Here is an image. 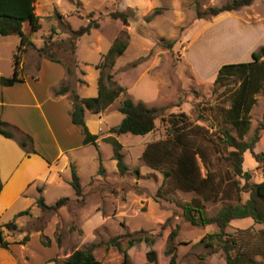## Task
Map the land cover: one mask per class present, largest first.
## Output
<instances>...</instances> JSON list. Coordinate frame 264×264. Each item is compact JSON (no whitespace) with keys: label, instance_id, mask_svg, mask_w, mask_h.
Returning a JSON list of instances; mask_svg holds the SVG:
<instances>
[{"label":"rangeland","instance_id":"rangeland-1","mask_svg":"<svg viewBox=\"0 0 264 264\" xmlns=\"http://www.w3.org/2000/svg\"><path fill=\"white\" fill-rule=\"evenodd\" d=\"M226 1L199 0V6L195 0L36 1L41 29L32 33L30 25L24 24L25 35L33 41V47L27 49L29 55L24 53L25 64H35L40 54L34 47L42 48L52 35L51 50L55 58L73 69L63 84L70 88L71 106L74 94L80 99L98 95L101 75L98 66L115 41L127 40L129 45L116 59L115 67L104 72L105 77L112 75L126 92L100 115L90 111L87 115L98 121L92 129L99 139L96 146L85 149L81 155L79 172L83 198H79L70 185L72 173L67 171L64 176H70V180H63L61 176L64 185L51 187L46 196L49 206L69 198L65 206L58 211L43 212L36 202L26 213L34 218L28 223L29 218L22 216L21 231L3 229L6 237H13L17 242L31 236L27 252L34 262L56 256L57 262L64 264L76 250L108 242L126 233L143 232L142 235L156 238L153 249L157 252V264H168L169 257L165 255L168 238L177 229V264H226L221 250L214 251L199 244L219 228L191 225L184 219L179 206L197 199L203 204L206 216L213 218L224 206L243 204L249 197L245 192L238 193L234 182L239 180L243 186L245 180L233 175L210 136L226 129L231 130L232 136H238L236 129L224 121L238 86L233 82L223 87L215 86V79L222 65L251 62L252 52L248 49L252 47L258 51L264 46V0L220 21L198 18V8L205 11ZM157 10L160 14H156ZM115 11L129 13V23L112 19L110 14ZM56 12L64 16L62 21ZM152 15L153 20L147 21ZM249 15L254 25L246 22ZM92 20H97L100 27L82 37L73 53L71 29L78 30ZM2 37L0 35V70L9 73L17 52L14 43L19 37L13 35L6 41ZM126 98L159 109L156 129L151 134L119 136L111 132L124 119L119 108ZM256 100L249 114L250 130L244 141L251 140L263 121L264 90ZM181 113L194 125L206 128L208 135L197 136L187 130L180 144L171 143L170 122L174 115ZM109 138L118 140L123 146L129 167L126 175L118 171ZM154 143H165L171 150L167 159H164L163 149L157 156L164 162L161 171L152 169L144 157L147 147ZM254 151L264 152V130L260 132ZM177 158L186 163L182 169L175 164ZM101 165L104 172H100ZM243 169L252 174L251 183L263 181L264 165L256 162L250 151L244 156ZM167 172L171 173L169 177L165 176ZM208 175L212 184L202 182ZM248 228L258 230L264 228V224H255L251 218L235 220L227 232ZM58 237L62 239L60 246ZM43 241L51 245L46 246ZM127 245L124 240L123 246ZM93 254L103 264L123 262V255L114 248L102 246ZM130 255L133 264H147L144 248L132 250Z\"/></svg>","mask_w":264,"mask_h":264},{"label":"trees","instance_id":"trees-1","mask_svg":"<svg viewBox=\"0 0 264 264\" xmlns=\"http://www.w3.org/2000/svg\"><path fill=\"white\" fill-rule=\"evenodd\" d=\"M36 1L0 0V35L4 37L15 35L21 38V43L14 55L13 76L4 79L5 86H12L22 81L19 78L21 57L29 47H33L30 37L25 35L23 31L24 24L28 23L30 25L32 33L38 32L41 29L40 17L36 14ZM256 1L258 0H227L222 5L213 6L205 11H201L198 8L197 16L199 19L216 18L222 14L232 13L244 7L251 6ZM195 2L199 6V0H195ZM156 14H160V11L157 10ZM56 16L61 21L64 19V16L59 12H56ZM110 17L115 20H122L125 24H128L131 16L127 12L115 11L110 14ZM153 18L154 15L147 18V21L151 22ZM99 25L97 20H92L78 30L71 29L72 35L70 43L73 47V53H75L78 41L82 37L89 35L93 29H98L100 27ZM67 27L69 26L67 25ZM52 33H55V29H52ZM52 45L51 35L46 40L44 46L39 49L40 56L52 62L62 64L60 60L55 58L51 50ZM128 45L127 40L117 39L103 56V60L98 66L101 75L98 80V95L96 97L80 99L78 95L74 94V104L71 113L72 122L82 128L85 136L84 145L86 146H96L99 137L90 133L86 125L85 111L88 110L92 114L100 115L126 92L124 87L117 85L112 75L108 74L105 77L104 72L107 69H113L115 67L116 59L127 51ZM170 47H172V44H170ZM66 69L69 75L73 73L71 66L66 67ZM228 82H233L238 87L233 93L232 104L224 115V121L236 129L238 139L232 136L231 130L226 129L210 136V140L221 154V159L227 162L232 169L233 175L245 180L243 186H241L239 180L234 182L237 185L238 193L245 192L249 197L243 204L224 206L213 218L206 216V210L203 204L197 199L191 203L179 204V206L183 211L184 219L191 225H216L219 228L218 232L209 234L199 244L214 251L221 250L224 254L226 264H264V228L258 230L254 228L240 229L234 233L227 232V228L235 220L251 218L255 224H264V176L262 182L251 183L252 174L243 169L244 156L248 151L252 153L256 162L264 165V152L256 153L254 151L255 145L260 140V132L264 130V115L263 121L257 128L255 135L251 140L244 141L245 136L250 130L249 114L256 104V96L264 90V46L260 50L252 53L251 62L232 63L221 66L215 79V86L223 87ZM215 91H217V88ZM68 92H70L69 86H62L58 90L57 95H63ZM119 112L124 115V119L119 126L111 129V132L116 135L147 136L156 129L159 109L155 107H149L143 102H135L131 98H126L121 103ZM170 126V141L173 144H180L187 130L197 136H207L209 132L203 126L194 125L184 113L174 115ZM16 133L22 135L19 138V144L26 153L36 154L37 152L34 149L32 138L29 135L20 132L18 129L14 131L9 124L0 122V135L9 139H15ZM108 142L113 146V159L117 161L118 171L121 175H126L129 167L125 162L122 144L114 138H109ZM161 149H163L164 159H167L171 155V150L166 147L165 143L151 144L144 153L146 162L154 170L161 171V166L164 164L162 160L157 158ZM175 164L180 169L186 165L182 158H177ZM100 172H104L102 165L100 166ZM71 173L72 179L70 185L75 190L76 195L79 198H83V189L75 166H72ZM170 175V172L165 173L166 177ZM202 182L204 184H212L213 180L208 175ZM217 185L220 186L221 183ZM192 187H194L193 184ZM2 189L3 184L0 181V193ZM40 192H42V189H40ZM69 201V198H63L55 205L49 206L46 204L45 198L40 196L37 200V205L43 212L51 210L58 211ZM26 213L23 212L17 217L24 216ZM4 228L16 231L18 226L16 221L8 223L5 226H0V249H9L12 243L6 240L3 231ZM141 233L143 232L135 234L126 233L123 236L112 238L108 242L92 244L88 248L76 250L64 260V264H103L93 254L96 248L102 246L114 248L120 252L123 255L122 264H133L130 251L144 248L147 264H157V252L153 249L156 238L154 236L142 235ZM177 236L178 230L174 229L168 238L165 250V255L169 257L168 264H177V246L175 244ZM29 240L30 237L26 236L20 244L24 245ZM124 240L128 242L127 247L123 246ZM43 243L46 246L51 245V242L47 243L43 241ZM61 243L62 239L58 237L59 246ZM54 261H57V259Z\"/></svg>","mask_w":264,"mask_h":264},{"label":"crops","instance_id":"crops-1","mask_svg":"<svg viewBox=\"0 0 264 264\" xmlns=\"http://www.w3.org/2000/svg\"><path fill=\"white\" fill-rule=\"evenodd\" d=\"M258 1L241 10L254 7ZM241 10L225 13L213 19L220 21ZM36 14L38 15L37 10ZM249 17L250 15L246 22L251 23ZM11 37L2 38L6 41ZM20 43L19 37L14 46L18 48ZM34 48L37 52L40 49ZM255 51L256 48L248 49V52ZM29 53L28 50L25 52L26 55ZM25 54L19 68L21 82L12 86L4 85V79L13 76L14 64L9 73L0 70V122L9 124L14 131L18 129L29 135L37 152L26 153L19 144V138L22 137L19 133H16L15 139L0 135V181L3 184L0 193V226L16 221L19 231L23 229L21 221L23 217L17 216L33 208L40 196L46 200L51 187H61L64 185L61 184L64 179L70 180V176L65 177L64 174L67 171L71 173L72 166L76 167L80 177L81 155L84 154L85 149L94 147L84 145L85 136L82 128L72 122L73 106L68 100L70 93L57 95L58 90L69 79L64 64L37 56L38 60H35V64L26 65ZM88 113L90 112L86 110V125L90 133L96 135L92 127L97 125L98 121L89 119ZM24 217L29 218L28 223L34 218L33 215ZM4 236L12 244L9 249H0V264H59L53 261L57 259L56 256L34 262L27 252L31 236L24 245L20 244V241H15L13 237H6L5 234Z\"/></svg>","mask_w":264,"mask_h":264}]
</instances>
